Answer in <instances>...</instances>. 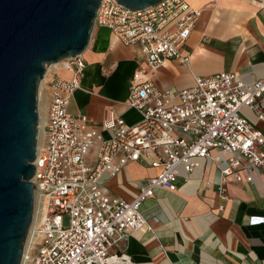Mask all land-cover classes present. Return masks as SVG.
<instances>
[{
  "label": "built area",
  "instance_id": "2783aa9c",
  "mask_svg": "<svg viewBox=\"0 0 264 264\" xmlns=\"http://www.w3.org/2000/svg\"><path fill=\"white\" fill-rule=\"evenodd\" d=\"M96 13L95 26L110 29L123 44L140 45L149 69L167 59L190 67L191 54L183 47L200 10L191 8L188 0H162L143 10L102 0ZM58 63L71 74L64 78L53 69L45 73L50 97L33 175L41 210L24 264H136L122 242L137 223L153 230L142 203L157 187L176 191L178 169L191 174L209 162L219 171L223 198L230 175L237 182L243 180L244 162L264 174V134L241 115L249 106L264 119V78L247 83L230 71L195 75L192 86L162 91L140 71L126 101L140 118L129 125L111 112L101 122L111 135L101 139L92 165L88 155L95 138L89 120L68 110L81 89L86 62L80 54ZM133 161L159 173L139 187L133 200L112 197L104 175L116 176Z\"/></svg>",
  "mask_w": 264,
  "mask_h": 264
},
{
  "label": "crops",
  "instance_id": "0c3cea01",
  "mask_svg": "<svg viewBox=\"0 0 264 264\" xmlns=\"http://www.w3.org/2000/svg\"><path fill=\"white\" fill-rule=\"evenodd\" d=\"M188 3L200 10L183 47L185 54H191L190 67L167 59L157 69H149L139 44H123L110 29L93 28L82 53L86 66L81 89L68 106L73 114H85L92 127L95 143L88 155L92 165L101 139L111 135L101 126L111 112L129 125L140 118L126 104L131 83L140 71L162 91L192 86L195 75L230 71L247 83L264 78V0ZM53 70L64 78L71 74L60 64ZM44 90L49 99L46 84ZM241 115L264 134V119H258L251 107L244 106ZM221 164L226 161L221 159ZM158 173L156 168L133 161L116 176L104 175V180L112 197L131 201L139 187ZM242 176L237 182L230 175L223 198L219 171L209 162L198 165L191 174L178 169L176 191L157 187L142 203V213L153 230L137 223L122 247L136 264H264V221L251 222L264 219V174L244 162Z\"/></svg>",
  "mask_w": 264,
  "mask_h": 264
},
{
  "label": "water",
  "instance_id": "95a60500",
  "mask_svg": "<svg viewBox=\"0 0 264 264\" xmlns=\"http://www.w3.org/2000/svg\"><path fill=\"white\" fill-rule=\"evenodd\" d=\"M101 1L0 0V264H21L31 227L40 82L86 50ZM117 1L143 10L162 0Z\"/></svg>",
  "mask_w": 264,
  "mask_h": 264
},
{
  "label": "bare ground",
  "instance_id": "6f19581e",
  "mask_svg": "<svg viewBox=\"0 0 264 264\" xmlns=\"http://www.w3.org/2000/svg\"><path fill=\"white\" fill-rule=\"evenodd\" d=\"M60 63H54V64H51L50 66L47 67V71L49 69H54V68H57L59 66ZM46 75H44L43 77V80L40 82V85H39V89H38V96H39V102H38V112H39V122H38V139H37V144H38V150L40 149L41 147V142H42V139H43V135H44V125H45V122H46V118H47V99L48 97L46 96V94L44 93L43 91V87H44V84L46 82ZM34 205H33V208H34V213H33V217H32V221H31V227L29 229V232H28V235L26 237V243H25V248H24V253H23V260L21 262V264H24L25 263V254H27L28 250L30 249L32 243H33V237H34V234H35V227L37 225V222L39 220V217H40V195H39V192H37V190L34 188Z\"/></svg>",
  "mask_w": 264,
  "mask_h": 264
},
{
  "label": "rangeland",
  "instance_id": "374dc122",
  "mask_svg": "<svg viewBox=\"0 0 264 264\" xmlns=\"http://www.w3.org/2000/svg\"><path fill=\"white\" fill-rule=\"evenodd\" d=\"M43 91H44V93L46 94V91L44 90V87H43ZM47 97H48V95H46Z\"/></svg>",
  "mask_w": 264,
  "mask_h": 264
}]
</instances>
